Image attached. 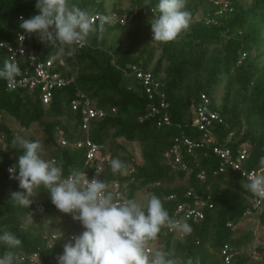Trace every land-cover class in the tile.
<instances>
[{
  "label": "trees",
  "instance_id": "1",
  "mask_svg": "<svg viewBox=\"0 0 264 264\" xmlns=\"http://www.w3.org/2000/svg\"><path fill=\"white\" fill-rule=\"evenodd\" d=\"M206 1L208 10L200 18L195 17L198 5L187 3L190 26L175 40L162 43L150 37L152 21L159 15L155 12L159 0H130L128 9L114 6L111 12L106 11L105 0H69L88 13H115L126 20L103 27L96 22L85 45L75 46L74 55L63 56L76 75L72 83L54 91L47 106L37 94L8 91L5 80L0 79V234L12 232L22 242L15 249L0 244V256L12 251L14 264H31L21 257L38 253L45 264H58L57 258L69 243L68 236L84 231L79 221L52 204L43 186L35 190L28 208L11 199L12 193L22 190L7 168L17 164L23 149L13 143L16 137L5 121L10 117L24 129L39 125L42 134L39 156L46 161L56 160L62 166L63 177H68L72 170L90 173L85 165L86 148L62 147L56 139L58 128L69 142L84 137L79 127L80 116L70 108L71 101L81 92L95 108L107 112L104 118L90 123L89 139L102 146L112 159L118 158L126 165V171L122 172H114L110 165H105L99 179L107 185L114 178L125 183L121 191L128 199H136L141 190L156 195L172 220L186 222L192 228L190 234L181 232L180 237L163 227L158 240L152 242L153 248L170 253L169 258L177 264H186L189 258L194 264L197 260L199 264H227L221 254L227 246L233 252L228 264H264L246 254L251 246L264 253V243L251 244L253 233L239 234L237 228L247 212L256 214L260 227L264 228V204L261 210L252 207L253 195L243 188L246 178L229 166L220 172V159L214 154L213 145L198 147L192 154L184 153L187 171L173 169L164 159L176 138L183 135L197 141L202 137L192 126V110L200 95L205 94L210 99V108L222 119L212 128L215 145L229 148L235 158L238 149L247 144L244 169H262L259 159L264 156V0L247 3L227 0L230 10L222 14ZM37 2L0 0V41H14L15 34L22 30L19 16L31 18L38 14ZM210 19L214 23H207ZM114 32L125 38L112 47L108 42ZM26 44L41 60L54 56L56 51L42 43L37 34L29 35ZM7 58V53L0 49V69ZM131 66L152 73L160 82L170 125L158 126L159 114L147 116L150 104L147 96L137 82L132 81L130 86L124 78L123 71L130 72ZM220 88L223 93L217 103L216 92ZM120 141L138 144L141 163L135 162ZM201 172L203 179H198ZM15 173L18 175V168ZM197 198L207 202L203 219L198 223L175 215L178 205ZM29 213L42 224L28 225ZM53 235L56 237L52 238Z\"/></svg>",
  "mask_w": 264,
  "mask_h": 264
},
{
  "label": "clouds",
  "instance_id": "2",
  "mask_svg": "<svg viewBox=\"0 0 264 264\" xmlns=\"http://www.w3.org/2000/svg\"><path fill=\"white\" fill-rule=\"evenodd\" d=\"M186 0H159L155 12L159 15L152 21L153 40L166 43L173 41L190 26L191 14L185 10ZM38 14L25 20L20 17V29L28 35L37 34L42 43L56 49L54 58L72 56L75 46L82 44L89 33L95 30L96 20L100 26L112 23L109 16L92 17L69 0H38ZM24 35H19L22 42ZM5 45L0 44V47ZM21 69L10 56L4 60L0 69V79L12 87ZM23 149L17 157V164L9 169L15 173L18 168L19 188L22 191L12 193L11 199L28 208L35 196V190L41 186L50 194L52 204L64 214H70L79 221L84 231L74 242L64 245L58 264H177L170 259V253L153 248L163 227L179 229L190 234L189 224L174 221L169 217L159 197L147 194L144 203L136 199L114 198L106 182L96 178L89 181L85 172L72 170L68 178H63L62 166L56 160H43L39 156L41 144L30 142L21 137L13 140ZM264 168V156L259 159ZM114 172L126 171V165L117 159L110 160ZM243 188L257 198V204L264 201V172L248 174ZM29 218L31 214L29 213ZM21 240L12 232L0 234V244L8 249L21 245ZM0 264H14V253L5 251L0 256ZM186 264H194L189 258ZM195 264H199L198 260Z\"/></svg>",
  "mask_w": 264,
  "mask_h": 264
},
{
  "label": "built area",
  "instance_id": "3",
  "mask_svg": "<svg viewBox=\"0 0 264 264\" xmlns=\"http://www.w3.org/2000/svg\"><path fill=\"white\" fill-rule=\"evenodd\" d=\"M218 8V14H222L227 10H230V2L227 0H209ZM152 13H154L152 11ZM92 17L96 18L99 16H109L112 18L114 23L119 22L123 24L126 17L119 18L115 13L102 15L100 13H89ZM25 20L29 19L24 16ZM21 21V20H20ZM96 22H100L98 19ZM213 22V19L207 20V23ZM108 24V23H105ZM19 35H24L25 39L20 42L18 40ZM29 35L24 33L23 30L15 34L13 42L0 41V44L5 45L0 47L5 53H7L8 58L10 56H15V60L18 63L21 73L15 78V83L12 87L8 86V82L5 80L6 89L8 91L22 90L29 94H37L39 100L44 106L51 103L54 91L63 88L74 81L76 72L73 71L67 65L63 57L54 58L51 56L47 59L41 60L39 57L30 50L26 44ZM150 37L153 38V32L151 30ZM85 45V42L76 46L80 48ZM125 77L131 78L142 88L143 93L147 96L150 101L149 107L147 109V116L153 117L156 114L160 115L158 126L170 125V118L166 109L168 104L165 101L164 94L160 92V82L154 78L152 73L141 70L136 66H131L130 72L123 71ZM130 85V83H128ZM131 86V85H130ZM155 99H157V105L154 104ZM70 108L72 111L76 112L80 116L79 127L83 131L84 137L81 140H74L69 142L64 135L62 129L58 128L56 130L57 143L62 146H69L72 148H86V159L85 165L89 167L91 172H85L86 177L89 181L93 178H98L101 175L103 167L105 165H110V160L112 159L111 154L108 153L100 145L95 144L89 139V127L90 123L94 120L102 119L105 117L107 112L102 109L95 108L94 104L86 98V96L78 92L76 99L71 101ZM115 109H112L114 112ZM222 119L219 114L210 108V99L205 95H200V100L198 105L192 110V126L201 132V138L199 140H192L186 136H180L176 138L171 145L170 149L165 153V162L170 165L173 169L187 171L188 166L183 162V155L192 154L194 149L198 147H203L204 145H213V152L220 159L219 171L223 172L224 168L229 166L234 171L239 172L247 180L248 174L256 171L258 174L264 171V168L257 170H246L243 167V161L246 160L248 155V145L243 144L237 151L236 157L232 156V152L229 148L224 145H215L216 137L212 131L215 123H221ZM7 168V172L14 178L16 173H10ZM133 170H129L128 174ZM127 174V173H126ZM71 175V174H70ZM125 175V174H124ZM204 174L201 172L197 175L198 179H203ZM68 178V177H63ZM126 184L121 183L117 178L112 179L108 183V189L113 193L115 199L120 200L126 198L121 189H125ZM172 198V197H170ZM252 207L254 209L261 210L264 204L262 201L257 204V198L253 196ZM207 206V202H204L200 198L193 200L192 202H184L177 206L175 215H182L183 219L191 220L194 223H198L203 219V209ZM211 207V206H209ZM249 213L247 212L245 216ZM230 226V224H228ZM168 232L174 233L182 237L181 231L177 229H172L167 227ZM83 232V231H82ZM78 235H69L68 241L74 242L73 238L78 237ZM53 235L52 238H55ZM224 262L229 263L233 257V252L227 246L222 249L221 252ZM248 256L253 259L259 260L264 263V253H259L254 248H251L249 252H246ZM28 259L31 264H45L39 257L38 253H33L30 255H23L21 260Z\"/></svg>",
  "mask_w": 264,
  "mask_h": 264
},
{
  "label": "rangeland",
  "instance_id": "4",
  "mask_svg": "<svg viewBox=\"0 0 264 264\" xmlns=\"http://www.w3.org/2000/svg\"><path fill=\"white\" fill-rule=\"evenodd\" d=\"M250 0H242L243 3H247ZM130 0H105V9L107 12H111L113 7H117V9H128ZM187 3H194L198 5V12L196 14V18L202 17L208 10V5L206 0H186ZM125 37L120 32H114L109 36V42L108 45L114 47L121 44ZM126 80V83H131L132 79L128 77H124ZM222 89L220 88L216 92V99L217 103H220V97L222 95ZM6 124L7 126L12 130L15 137H21L25 140H29L31 138H34L36 141L42 140V134H41V127L37 124L32 125L29 129H24L19 126V124L12 118L7 117L6 118ZM121 144L125 145L131 155L133 156L136 163H141V156H140V147L138 144L135 143H128L120 141ZM147 194L145 193V190H141L136 198V200L140 203H144V197ZM28 225L32 226H39L42 224L40 220L32 219L27 221ZM47 225H44L46 228ZM239 230V234H243L247 231H251L254 235V239L251 244L258 245L264 243V228H261L257 215L256 214H248L243 218V220L240 222V224L237 226ZM249 247L246 252H249Z\"/></svg>",
  "mask_w": 264,
  "mask_h": 264
}]
</instances>
